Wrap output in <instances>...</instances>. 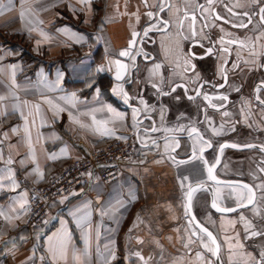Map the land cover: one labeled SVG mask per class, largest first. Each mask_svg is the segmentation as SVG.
Returning a JSON list of instances; mask_svg holds the SVG:
<instances>
[{
    "label": "crops",
    "instance_id": "1",
    "mask_svg": "<svg viewBox=\"0 0 264 264\" xmlns=\"http://www.w3.org/2000/svg\"><path fill=\"white\" fill-rule=\"evenodd\" d=\"M161 2L165 5L164 12L154 7ZM194 2L187 0V7ZM0 3L5 5L0 14V96L8 97L0 102V107L6 108L9 113L0 117V151L4 160L12 157L14 163L11 167L19 183L15 191L10 188L0 190V206L7 208L13 198H18L25 191L29 203L30 189L34 184L46 183L74 157L82 155L86 149L103 146L112 138H135L137 151L135 159L122 163L123 172L111 182H104L95 173L91 176L87 173L71 195L54 199L49 205L48 222L42 228L27 227L28 212L11 223L0 218V264H53L48 252V237L62 228L71 235L70 247L81 252L87 248L86 264H142L132 255L136 251L145 257L148 264H203L196 258L198 251L205 259H214L200 246L196 237H192L196 242L189 248L183 246L187 242L189 225L179 178L188 175L193 183L206 181L203 165L194 161L177 166L164 151L165 138H175L180 147L170 155L176 160H186L191 155L187 131H164L193 124L190 122L193 117L187 109L191 102L185 89L177 87L175 92L171 91L177 84H185L188 74L182 67L186 44L176 35L177 20L183 16L182 8L186 0H147V6L143 0H91L90 5H81L78 0H0ZM169 5L174 6L173 12L175 8L181 11L174 15L169 12ZM148 12H153L155 19L150 20ZM161 19L170 23L167 34L153 29L147 37H143V30ZM187 21L186 25L189 24ZM65 27L84 35L87 42L75 43L69 39L60 31ZM133 30L141 33L137 49L143 48L148 54L147 59L144 55L136 56L134 65L129 58L118 55L128 47ZM41 31L49 39L41 36ZM97 36L102 37L103 44L98 53H93ZM84 57H94L95 60H82ZM109 59L129 61V71L123 81L115 80L114 68L107 70ZM155 64L161 67L153 75L149 70ZM12 65L18 66L15 69V86L12 84ZM100 67L106 70L97 71ZM117 83L123 84L131 97L127 103L122 96L113 93ZM153 83L168 94L158 92ZM13 94L19 97V101L14 99ZM73 94L75 107L59 99ZM141 98L145 101L144 105L140 104ZM46 99L52 100L64 111L54 116ZM24 101L28 102L27 105ZM17 103L20 104V111L13 112L12 106ZM35 105L40 106L39 115ZM105 105L125 115L123 121L108 123L107 127L115 133L112 136H101L92 127L93 115L98 121H111V114L104 109ZM133 108L141 109L138 128L132 126ZM21 111L28 118L37 161L44 172L39 182L37 175L32 173L34 165L28 158ZM69 113L79 123L70 119ZM41 117L43 127L40 126ZM33 120L36 122L34 127L31 124ZM81 124L86 127H81ZM153 127L158 131H151ZM13 128H18V131L13 133ZM37 131L43 134V139L39 141ZM4 133H7V139ZM153 140L158 146L152 144ZM65 146L68 150L66 157L61 154ZM52 153L60 158L48 159V154ZM4 160H0V168L5 166ZM21 160L25 161L23 165ZM224 172L225 166H222L219 173L226 175ZM205 185L212 190L216 187L211 181ZM212 190L195 195L192 214L217 236L222 245L220 255L223 264H228L229 255L224 243L225 234L234 236L239 233L244 244L239 251L258 256L264 250V237L245 239L244 224L239 217L243 215L257 228H264V219L255 215L251 206L232 213L217 212L211 208ZM130 191L135 193V200L130 199ZM229 191L223 187L220 204L235 207L234 200L228 196ZM65 197L64 203H60ZM85 203H90L86 209L90 215L78 225L71 213L83 208ZM262 204L264 208V202ZM222 218L236 221L234 227L228 226L227 233L221 228ZM89 228L91 232L86 243L85 234ZM138 239L143 243H138ZM110 250L115 251L114 260L109 257ZM236 259L239 260V257ZM68 264H72L71 257Z\"/></svg>",
    "mask_w": 264,
    "mask_h": 264
},
{
    "label": "snow or ice",
    "instance_id": "2",
    "mask_svg": "<svg viewBox=\"0 0 264 264\" xmlns=\"http://www.w3.org/2000/svg\"><path fill=\"white\" fill-rule=\"evenodd\" d=\"M78 2L81 5H90L91 0H78ZM145 5L147 6V0H143ZM214 3V0H207V7L203 4H196V10H200L204 14H208L212 12L214 14L215 19H223L219 16V14H215L214 10L212 9V5ZM245 6H258V11L249 13L248 11H245L243 13H232L233 15H238L241 17L247 18V23H244L243 20L239 24H233V27H248L249 24L252 23V17L254 15L259 16L260 25L264 27V0H246L245 4H242L240 0H237V3L235 7H245ZM154 7H158L160 12L165 11V5L163 2L158 3L157 5H154ZM172 5L168 6V10L172 14H178L181 9L175 8V12H173ZM5 8V5L3 3H0V14H2L3 10ZM229 12H232V9H228ZM23 16V13L21 14ZM147 16L151 19H155L153 12H148ZM137 21H139V15L136 14ZM206 18V17H202ZM190 20L189 24V33L190 35H184L183 29H184V21ZM229 21H225V23H228ZM197 23V16L196 11L193 10L191 13L188 11L187 7V0H186V6L183 9V18H179L177 20L176 27L178 29L177 31V37L183 40H193L195 44H199L200 47H203L202 44L199 43L198 40H196V37L198 35H202V33H197L196 31V25ZM207 26V25H205ZM170 27V23L167 20H159L155 24H150L149 27L145 28L143 30V37H147L148 33L152 31L153 29L160 30L167 34L168 28ZM66 36L69 37V39L73 40L75 43H86L87 39L84 35L76 33L71 31L69 28L65 27L64 29H61ZM221 32H224V29L221 28ZM40 35L43 36L46 40L49 39L46 33L43 31L40 32ZM132 39L128 42V47L124 50H121L119 52L120 57L129 58L133 65L136 60V56L138 55H144L145 58H148V54L143 51V48L137 49V43L138 38L141 37V33L133 30L132 31ZM226 35H231L230 33H226ZM251 39V38H249ZM261 39H264V31H261L258 36L255 37V41L252 42V47L249 50V54L256 59L252 61V63H258L259 58L264 57V45H260L261 51H256V44ZM97 42L99 43L102 40V37L97 36L96 37ZM142 43V39L140 40ZM219 43L221 45L227 44H238L240 48H247L249 45L244 40H238V39H231L228 41H225L223 37H221ZM163 46V45H162ZM177 47H179V44L177 43ZM135 49V54H134ZM107 52V48L105 49ZM221 51L224 53H229V48L222 47ZM213 48L209 47L206 49V54H212ZM196 58V54L189 52L188 55H185L182 57L183 60V70L184 73L187 74L189 71L195 70V64L192 63V59ZM201 59L203 57H200ZM239 59V54H238ZM108 71H112L113 68L115 70V80L117 82L123 81L125 79V76L128 74L129 71V65L126 63H123L119 59H109L108 60ZM226 63V61H225ZM245 63H249V61H245ZM178 66H180L178 62ZM260 67H264V64L259 65ZM13 69L12 73V84L15 86V69L18 67L17 65L11 66ZM160 64H155L152 69H150V74L155 75L158 70L160 69ZM238 67V64H233V68ZM106 69L104 67H100L97 69V71H105ZM2 71V70H0ZM221 74L224 76V79L226 81L227 76L225 73V69L221 68ZM200 77L199 74H196V76L188 77L189 83L196 84L199 81ZM154 88H157L158 92H161L164 95H167L168 93H163L162 90L159 88V86L156 83H153L152 85ZM224 85H219V87H223ZM177 87H183L185 89V92L188 91V88L185 84H177L175 87L171 89L172 92L176 91ZM203 85H199L194 91L196 92V96H201V88ZM264 89V82H261V84L256 86V96L255 99L258 101V103L261 106H264V99H261L259 93L260 91ZM54 90V88L52 89ZM114 94L122 96L124 101L127 103L131 97L129 94L125 91L123 84L117 83L115 87L112 89ZM14 99L19 101V97H15L13 94ZM8 97L6 96H0V102H3ZM59 99L65 101V103L71 104L72 107L76 106L75 102V94L71 97H60ZM189 99H195V97H189ZM203 99L208 102V105L217 108L218 106L216 104H213L212 101L214 99L220 100V101H226L228 99L225 95L220 96H210L207 93H203ZM45 102L50 106V108L53 110L54 116H58L59 112L64 111L62 107H60L58 104H54L52 100L46 99ZM25 105H27V101L23 102ZM140 104L144 105L145 101L141 98ZM222 106V105H221ZM37 115L40 114V106L35 105ZM104 109L107 110L109 114H111V121L110 120H102L98 121L96 117L92 116V127L93 131L96 133H99L101 136H112L114 135L113 129L107 127L109 122H114L115 120L123 121L125 119L124 113L117 112L114 108H112L110 105H105ZM104 109H94L93 111H101ZM12 111H20V104H14L12 106ZM141 112V109L139 108H133L132 109V120H133V128H138V125L141 123L138 120V115ZM9 113L6 108L0 107V117H5ZM31 114V113H30ZM20 115L24 119V133H25V140L28 145V158L31 159L34 167L32 169V173H35L38 177L37 182L43 179L44 172L41 170L40 165L37 161L36 151L35 147L33 146L32 141V132L31 128L29 126V121L26 116H24V113L21 111ZM224 116H228V112L223 113ZM70 119H73L74 122L79 123L78 120H75L74 117H72L71 113H69ZM163 118V115H162ZM205 122L208 124L211 132L213 135H220L222 132V129L224 128V125L221 124L219 128H217L210 118L205 115ZM35 120L31 122L32 126H35ZM41 127L44 126V120L41 117ZM81 127H86V125L81 124ZM13 133H16L18 131V128H13L11 130ZM151 131L155 132L158 131L157 128L153 127ZM165 132H172V131H187L189 138L193 141L191 145V155L186 160H176L174 156H171L170 153L174 152L177 148L180 147L179 141L175 140V138H165V144H164V151L166 154H169V159L173 161L174 164L177 166L182 164H190L194 161H200L203 165V169L206 173V181H197L195 183L192 182L190 176L184 175L179 178V183L181 190L184 194L185 203L183 205L185 216L188 217V225H189V235L187 238V242L184 243L185 248H189V245L192 243H195L196 241L192 239V237H196L197 240H199L200 246L210 254V256L214 259H205L204 255L201 252H196V258L199 261H202L203 264H223V261L221 260V243L218 242L217 236L213 234L212 231H210L207 227L203 226L199 221L196 220L195 215L192 214V207H193V200L195 195L198 192L201 191H209L207 187H205V184L207 181H211L216 186L214 190H212V200H211V208L215 209L217 212L224 214V213H232L236 212L239 208H248L251 206L253 212L255 215L261 216L262 219H264V214H262V207L259 202H264V182L257 184L255 186L249 185V184H243V183H231V182H224L219 180L216 175L214 174L215 168L217 165L220 164V158L219 156L216 157L214 163H210L204 156V152L206 149H212L213 148V141L210 139H205L204 134L195 126H183L181 125L178 129H164ZM4 138L7 139V133H4ZM118 139H127L126 137H117ZM43 139V134L37 131V141ZM143 142V141H142ZM2 143V141H0ZM152 144L154 146H158L157 142L155 140L152 141ZM232 147L237 148L239 147L236 144H220L218 151L220 155L223 154L224 149ZM244 147L247 148H256L259 147V150L261 152H264V145L257 146L254 144H247L244 145ZM67 146H65L63 149H61V154L63 156H67ZM60 158L57 154L52 153L48 154V159L50 160H56ZM0 160H4L3 152L0 151ZM157 163H161L162 161H156ZM14 163L11 156L7 158V160H4L5 166L3 168H0V190H3L5 188H10L12 191H15L19 187V183L16 180V172L11 167V165ZM20 163L23 165L25 163L24 160H21ZM261 165H264V160L260 161ZM258 171L260 173H264V166L258 167ZM30 173V174H32ZM89 176L92 175V173H88ZM226 187L230 189L228 195L230 198H232L235 202V207H228V206H221L220 201L223 199L222 191L223 187ZM257 191L260 192L259 198L257 197ZM129 196L131 200H135L136 196L134 192H129ZM67 199V197L61 199L60 203H64V200ZM16 205L19 207L17 208ZM90 206V203H85L83 205V208H77L75 211L71 213V215L76 218V223L78 225H81L84 221L87 220L88 216L90 215L89 212L86 211ZM30 210L28 206V200H27V192L25 191L22 193L18 198H13L12 203L7 207L4 208L3 206H0V218H2L4 221H7L8 223H11L14 219H19L21 215L26 214ZM80 214V215H78ZM139 220V217H137ZM240 221L244 224V231H245V239H253L255 237H264V228H257L252 221L246 219L243 215L239 217ZM47 223V221H45ZM61 224L63 225L64 222L61 221ZM236 224L235 220H224L222 218L221 221V228L224 230L225 233H227L228 226L234 227ZM135 227V225H133ZM131 232V229H129ZM91 229L89 228L86 232V243L87 238L90 235ZM70 240L71 235L66 230L63 229L58 231L57 233H54L52 236L48 237V252L51 256V260L53 261V264H60V262H63V264H68L69 258L71 257L72 264H86V257H87V248L84 251H78L75 248L70 247ZM138 243H143V241H140L138 239ZM224 243L227 244L228 248V264H264V250H261L258 253V256L253 255L250 252H244L239 251L244 248V244L241 242L240 234L236 233L234 236H229L227 234L224 235ZM107 247V246H105ZM136 258H138L139 261L142 262V264H148V261L145 259L143 255L139 251H136L132 253ZM109 257L111 260H114L116 258L115 251L110 250L109 251ZM239 257V260L236 258ZM41 259H44L41 257ZM151 259V257H149Z\"/></svg>",
    "mask_w": 264,
    "mask_h": 264
},
{
    "label": "flooded vegetation",
    "instance_id": "3",
    "mask_svg": "<svg viewBox=\"0 0 264 264\" xmlns=\"http://www.w3.org/2000/svg\"><path fill=\"white\" fill-rule=\"evenodd\" d=\"M240 2L245 4L246 0H240ZM197 3L203 4L205 7L208 6L207 0H195L194 5L188 8L190 13L193 10L196 11V31L202 33L196 37V40L203 45L200 47L191 39L184 40L186 44L185 55H188L189 52L196 54V58L192 59L195 70L188 72L184 82L188 88V91L185 92L186 96L188 98L195 97V99H189L191 106L187 108L193 117L190 122L193 123L192 126L200 129L205 139L213 141V148L206 149L204 156L210 163H214L216 157L219 156L220 164L217 165L214 172L217 178L220 176L221 180L231 183L255 186L264 182V173L258 171V167L264 166L260 164V161L264 160V152H261L259 147L247 148L244 145H264V106H261L255 99L256 86L264 82V67L259 66L264 64V57L259 58L258 63L254 64L252 61L256 58L249 54V50L252 47V42L255 41V37L264 31V27L260 25L257 15L252 17V23L248 27H233V24H239L241 20L247 23V18L232 13L245 11L252 13L258 11V6L235 7L237 0H214L212 5L214 13L223 18L215 19L212 12L204 14L200 10H196ZM228 9H232V12H229ZM186 21H184L183 32L184 35H190V20L187 21L188 25L185 24ZM225 21L229 22L225 23ZM221 28L224 29V32H221ZM226 33L231 35H226ZM221 37L225 41L231 39L244 40L249 47L240 48L238 44L227 43L221 45L219 43ZM260 45H264V39L256 44L255 50L258 52L261 51ZM209 47L213 48L210 55L206 54V49ZM222 47L229 48V53L222 52ZM245 61H249V63H245ZM233 64H238V67L233 68ZM221 68L225 69L226 81L221 74ZM196 74H199V81L196 84L189 83L188 77L194 78ZM201 84L203 85L200 89L202 95L196 96L194 89ZM219 85L224 86L219 87ZM203 93L210 96L225 95L228 99L226 101L214 99L212 103L218 107L213 108L203 99ZM259 95L261 99H264V89L260 91ZM224 112H228L229 115L224 116ZM205 115L211 119L217 128L221 124L224 125L220 135L212 134L205 122ZM192 143L193 141L189 138L190 147ZM225 143L236 144L239 147L225 148L223 154L220 155L219 145ZM222 166H225L224 173L226 175L219 173ZM259 196L260 192L257 191V197L259 198ZM259 203L261 206L263 205L262 202Z\"/></svg>",
    "mask_w": 264,
    "mask_h": 264
},
{
    "label": "built area",
    "instance_id": "4",
    "mask_svg": "<svg viewBox=\"0 0 264 264\" xmlns=\"http://www.w3.org/2000/svg\"><path fill=\"white\" fill-rule=\"evenodd\" d=\"M102 44L103 39L96 43L93 53L97 52ZM82 60L93 62L95 58L84 57ZM126 138H112L103 146L86 149L82 155L74 157L58 173L52 175L46 183L34 184L29 194L27 227H44L47 224L45 221L50 203L54 199L71 195L73 189L84 181L87 173L97 174L106 183L119 177L123 172L122 163L137 156L135 138Z\"/></svg>",
    "mask_w": 264,
    "mask_h": 264
},
{
    "label": "water",
    "instance_id": "5",
    "mask_svg": "<svg viewBox=\"0 0 264 264\" xmlns=\"http://www.w3.org/2000/svg\"><path fill=\"white\" fill-rule=\"evenodd\" d=\"M119 60H121L123 63H126V64H128L129 65V61H127V60H125V59H119ZM221 181H224V182H228V181H225V180H221ZM205 187H207L208 189H210V191L212 190V187H210V186H207V185H205ZM208 228V227H207ZM209 229V228H208ZM210 230V229H209ZM211 231V230H210Z\"/></svg>",
    "mask_w": 264,
    "mask_h": 264
},
{
    "label": "trees",
    "instance_id": "6",
    "mask_svg": "<svg viewBox=\"0 0 264 264\" xmlns=\"http://www.w3.org/2000/svg\"><path fill=\"white\" fill-rule=\"evenodd\" d=\"M99 50H100V49H99ZM99 50H98V52H99ZM98 52H97V53H98ZM96 55H97V54H96Z\"/></svg>",
    "mask_w": 264,
    "mask_h": 264
}]
</instances>
